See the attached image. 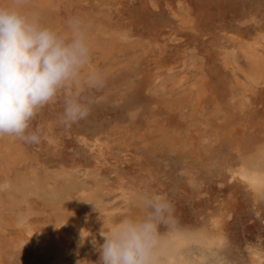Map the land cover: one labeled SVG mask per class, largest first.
<instances>
[{
	"label": "rangeland",
	"instance_id": "1",
	"mask_svg": "<svg viewBox=\"0 0 264 264\" xmlns=\"http://www.w3.org/2000/svg\"><path fill=\"white\" fill-rule=\"evenodd\" d=\"M34 1L22 0V10L46 27L67 32L68 22L76 19L87 32L102 31L91 44L82 76L34 117L31 130L38 132V141L0 138V158L4 147L16 154L15 172L51 176L45 194L27 196L32 205L28 230L15 222L26 204L0 214V264H53L44 254L42 233L53 231L58 210L46 200L54 190L50 187L69 177L74 203L86 205L85 193L104 185L116 222L141 211L137 200L124 198V192L134 190L139 198L163 196L174 211L172 226H163L162 231L198 227L208 213H218L229 247L223 252L224 264H242L261 254L264 203L241 179H230V169L239 155L264 139V80L255 77L253 84L238 52V65L233 56L229 58L234 79L243 81L237 86L221 56L231 45L252 44L264 59V48L256 45L264 36V0H45L42 5ZM119 33L123 40H115ZM104 39L112 41L103 45ZM72 96L88 106L89 114L67 126L61 117ZM7 216L13 219L6 220ZM101 230L105 231L95 224L93 236L73 237L63 264H97ZM217 262L208 259L202 264H223Z\"/></svg>",
	"mask_w": 264,
	"mask_h": 264
},
{
	"label": "clouds",
	"instance_id": "2",
	"mask_svg": "<svg viewBox=\"0 0 264 264\" xmlns=\"http://www.w3.org/2000/svg\"><path fill=\"white\" fill-rule=\"evenodd\" d=\"M22 7V0L0 2V138L36 142L34 117L63 88L78 81L89 63L91 44L80 20H70L67 32H60ZM88 114V106L72 96L61 121L71 126ZM136 205L139 215L113 223L107 232L101 230L97 264H165L170 241L162 227L172 226L173 206L163 196H144ZM92 243L97 241L93 238Z\"/></svg>",
	"mask_w": 264,
	"mask_h": 264
},
{
	"label": "bare ground",
	"instance_id": "3",
	"mask_svg": "<svg viewBox=\"0 0 264 264\" xmlns=\"http://www.w3.org/2000/svg\"><path fill=\"white\" fill-rule=\"evenodd\" d=\"M35 1L37 2V4L40 3V5H42V3L43 4L45 3V0L43 2L41 0H35ZM100 31H102V30L97 29L95 31L87 32V34L89 36L90 44H95L97 42V38H98L97 34L100 33ZM103 34H104V32H103ZM260 35H261V33H260ZM123 39L124 38H123V35L121 33H119L117 37L115 36V40H123ZM260 40H264V36H260ZM260 40H258V41L256 40V45L260 46V48L262 47V49H263L264 44ZM111 41L112 40H108V39L105 40L104 39L102 41V44L106 45ZM230 41H231V43L232 42L234 43L233 38H231ZM248 42H249V40H248ZM248 42H247V45H248ZM252 43H254V42H252ZM250 44H251V42H250ZM251 45H249L247 48H242L239 45L237 47L235 45H231L229 47L230 52L227 50L225 52L223 51L224 53L221 56V64H222L224 70L227 71V73L232 77V79L237 84V86H240L241 85L240 83L241 82L243 83V81L242 80L238 81L237 79H234V75H233L234 73L231 69L232 67L230 68V65H229V58L231 56H233L232 60L234 61L235 65L236 64L238 65V61H237L238 52H240L242 57L245 59V66L247 68L249 67L247 70L249 73L248 72H245V73L251 79L253 84L256 83L255 77H262V79L264 80V59H262V57L260 55H258L259 53L257 54L254 52ZM243 46H246V45H243ZM263 58H264V55H263ZM232 60H231V62H232ZM96 66H97V64H96ZM244 70H245V68H244ZM170 77H172V76H170ZM176 83H178V81ZM253 84H252V86H253ZM129 85H131V84H129ZM77 87H79V86H77ZM78 89L80 90V88H78ZM239 89H240V87H239ZM79 90H77V91H79ZM170 91H171V89H170ZM183 91H181V92H183ZM167 94H168V92H167ZM239 95H243V94H239ZM231 96H232V93H231ZM214 105H216V104H214ZM242 106L244 107L243 104H242ZM198 109H199V107H198ZM191 128H192V126H191ZM215 134H217V133H215ZM181 148H183V147H181ZM238 153L239 152H237V154ZM17 161L18 160H17L16 154L14 151L11 152V150L8 147L2 148V157L0 158V214H2L6 208L8 209V208H13L14 206L16 207V204H18V203L22 202L23 204H26V210L25 211L23 210V212H20L17 216L15 215L16 216L15 222H16V225L21 226L20 229L22 227L23 228L25 227L28 230V228H30L27 225L29 223L28 217L30 216V212H31L30 206H32V205H29V201L27 200L28 199L27 196H29L30 194H33V193L36 195L37 194H45V188H48L47 179H50L51 176H46L45 178H42V177H38L36 174L31 173V172L26 173L25 170H23L25 172H22V171H19V172L16 171L15 172L14 171V167H15L14 165L17 163ZM213 165L214 164H212L211 166H213ZM230 172H231L230 173V179H232L234 177L241 179L243 181V183L245 182L252 189V191L254 192V196L257 197L259 201H262V203H264V139L261 142H257L255 144V146L252 149H250L245 155H242V156L239 155V159L234 163V167H232L230 169ZM190 175H191V173H190ZM52 177H55V175H53ZM150 179H151V177H150ZM129 180H130V178H129ZM131 180L133 181L134 178L132 177ZM192 180H190V181H192ZM188 183H189V181H188ZM101 186H102V184H101ZM101 186H94L90 191H88L86 193L83 191V193H85L84 197H85L86 202H87L86 205L79 203V202L74 203L75 201L73 202V200H72V198H74V197H72L73 193L70 192V190L73 188V181L70 177L68 179H62L61 181H59L56 184V186L54 185V186L50 187L51 189H54V190L50 191L49 196H48V198H50V200L48 199L46 201L49 202L50 205L52 204V207L56 208L58 210V213L53 216V231H51L49 233L43 232L42 233L43 238L40 236V239L42 238V240L46 242V247L44 248V254H45L47 260L53 261V264H63L64 263L63 257L66 253L69 252L68 249L71 248L70 245H71V241H72L73 237L82 236L84 234H92V236H93L92 232H93V227L95 226V224H96V226H97V224H99L105 230V232H107V230L113 225V223L116 222L112 216L113 209L108 208V204H107L108 199L106 196L107 193L106 194L104 193V190L106 191V189L103 190L102 187H104V185L102 187ZM126 186H128V185H126ZM131 186H133V185H131ZM248 186H247V188H248ZM132 190H133V187H132ZM74 191H75V189H74ZM53 193H57V195L53 196ZM133 193H134V190H133ZM133 193L125 194V192H124L123 197L126 199H130L133 202H136V200L138 201V199H139V197H138L139 194L137 193V194L133 195ZM75 195H77V194H75ZM80 196H81V194H80ZM82 200H83V198H82ZM248 202H249V200H248ZM249 204H250V202H249ZM243 206L246 209L249 207V205L247 206V204L245 205V203ZM65 211H69V213L66 214ZM10 212H11V209H10ZM94 215L96 216V218H94L95 217ZM124 218H125V216H124ZM12 219H13V217H8V216L6 218V220H12ZM96 220H98L97 223L95 222ZM5 225H8V224H5ZM56 228H58V229H56ZM222 228H223L222 216L218 213H208L206 220L201 225H199L198 227H187V228L182 227V228H178L175 230L166 231V233L168 234V239L170 241V247H169V250L165 256V264H202L203 262L207 261L208 259H212V261H218V262L220 261L224 264L225 259H227V258H226V255L223 254V252L228 251L229 247L227 245L226 236L224 235ZM2 231H3V229H2ZM36 234H38V233H36ZM74 239H77V238H74ZM17 240H19V239H17ZM25 241H27V240H25ZM17 244H19V242H17ZM17 244H16V246H17ZM43 245H45V243H43ZM261 252H262L261 254L260 253L254 254V255H251L250 258L248 257L247 259L243 260L242 264H262V262H264V250H262ZM0 253H1V250H0Z\"/></svg>",
	"mask_w": 264,
	"mask_h": 264
}]
</instances>
